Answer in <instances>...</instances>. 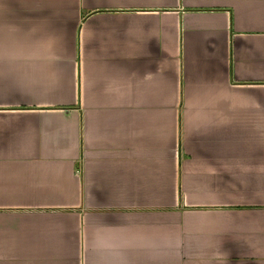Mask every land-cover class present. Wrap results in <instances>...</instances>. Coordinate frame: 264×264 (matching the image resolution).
<instances>
[{"label":"crops","instance_id":"obj_1","mask_svg":"<svg viewBox=\"0 0 264 264\" xmlns=\"http://www.w3.org/2000/svg\"><path fill=\"white\" fill-rule=\"evenodd\" d=\"M0 264H264V0H0Z\"/></svg>","mask_w":264,"mask_h":264}]
</instances>
